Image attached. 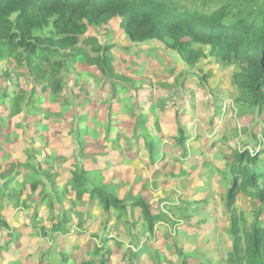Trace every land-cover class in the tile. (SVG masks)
<instances>
[{"label": "trees", "instance_id": "obj_1", "mask_svg": "<svg viewBox=\"0 0 264 264\" xmlns=\"http://www.w3.org/2000/svg\"><path fill=\"white\" fill-rule=\"evenodd\" d=\"M114 20H120L121 31L134 45L151 41L164 43L169 49L176 51L188 66L196 67L197 71L202 70L200 65L207 59H215L216 64L223 68H233L232 85L237 93L234 101L238 110L247 115L255 114V120L258 118L264 124V0H0V47L11 52L16 64L24 69L21 75L29 84L26 90L22 87L11 90L15 78L9 75V69L5 68L3 75H0V83H7L3 87L7 86L13 94L9 120L14 123L22 118L21 122L14 124L15 127L22 129L23 120L35 117L36 114L33 113L37 111L40 101L35 97L39 93L53 94L55 99L59 98L70 104L68 97L62 96V88L66 84L64 75L75 71V64L81 57L85 58L88 64L95 65L105 77H116L113 65L114 44H102L93 32L90 33L107 27ZM82 42L91 46L89 52L81 48ZM144 51L140 46L133 54L141 57ZM200 73L199 71V77ZM202 78L207 80L209 74ZM4 94L8 95V92ZM209 99L212 114L210 124H214L216 118L226 116V110L224 111V106L221 105L222 98ZM190 101L194 108V98ZM87 102L89 100L78 103L84 106ZM73 111L77 114L73 113L76 121L73 122L71 131L81 147L79 156L83 163L66 168L67 175L64 174L61 180L53 172V165L49 164L44 169L42 165H35L30 158L21 162L29 169L26 175L20 176L16 170L5 178L3 173L14 170L12 166L15 162H8L6 167L2 165L4 161L0 162V232L6 233L1 240L3 251L5 241L9 240V235L14 231L6 211H11L12 215L15 213L14 219L19 221L24 215L19 213V210L22 207L31 209L23 192L25 189L42 201V206L38 203L34 205L38 220L39 213L44 209L48 210V226L42 225V228L50 233L47 235L49 246L42 249L41 245L35 252L38 254V260L44 264H68V258L77 253L74 249L69 250L65 235L85 232L87 225L82 220L86 219L88 214L83 218L80 215L81 210L76 208L82 206L83 200L88 199L89 202L100 200L106 215L111 214L123 220L130 228L127 237L130 242L124 253L125 264H144L143 257L147 252L155 254L153 257L158 261L157 264H264V139L260 138L264 136V127L260 132L253 127V130H250L253 141L245 143L242 149L235 148L234 156L229 161L203 162L207 166L203 173L209 175L217 171L225 180L222 199L228 219L226 237L231 246L227 255L221 258L215 253V248H203L210 241H214L215 234L207 244L200 246L195 235L191 233L192 228L198 232L202 227L201 222L193 223V217L198 213L187 212L194 203L184 202L180 205L172 199L148 200L141 192L135 193L133 189L128 192L126 200H123L117 192L120 183L115 181L114 176L107 177V174L113 171L110 168L119 167L118 158H125L129 149L143 147L142 150L145 149L149 161L153 163L163 155L160 151V143L163 142L161 136L149 132L147 121L137 120L140 111L132 112V121L136 125L132 131L133 136L126 137L123 142L117 138L112 139L110 146L100 144L101 135L108 136L110 133L108 128L100 131L91 129V133L83 135L81 126L87 115L81 114L74 107ZM108 111L111 112V107ZM178 112V130L176 134L169 136V140H175L180 153L177 158H183L181 163L188 165L184 174L189 176L196 164V156L191 157L189 149L191 150L194 143H203L205 136L188 133L187 126L183 123L186 116L184 107L183 112ZM107 121L110 123V119ZM24 135L27 141H32L34 132L28 129ZM2 138L0 131V144L3 142ZM221 138L212 143V155L220 151L221 143L226 146V140ZM89 143L100 144L105 149L104 154L86 153L85 149ZM203 146L206 147L205 143ZM8 152L10 151H6ZM6 153L5 159L8 157ZM112 153L113 157L116 153V161L110 159ZM85 160L88 164L84 163ZM176 162L178 160H174V164ZM242 196L254 201L255 210L251 218L246 210L239 206ZM72 198L74 207L63 205ZM163 201L168 203L166 207L169 211L176 215L181 212L177 228L175 222L167 218V214L162 210ZM68 213L71 214V219ZM75 215H80L78 227L76 226L79 230L73 232L68 226L72 220L77 222ZM106 215L104 223L107 227L113 218H106ZM67 218L62 226L61 221ZM161 222L175 226L173 236L168 232L164 235L171 241V246L167 248L155 242V227ZM143 223L146 224L147 232L154 236V241L148 246H145L142 237H139V233L142 234V231L146 230ZM44 236L42 234V241L46 240ZM61 236L63 239H59ZM188 236L198 246L193 251H185L184 239ZM90 239L94 245L93 251L101 264L111 261L114 246H123L125 243L122 236L116 238L108 232L94 234ZM101 251L105 252L101 254ZM167 252H173L174 258H170L171 255ZM0 254L2 257L5 255L4 252ZM165 255L166 259L163 258ZM163 260L167 263H163ZM81 264L93 263L85 261Z\"/></svg>", "mask_w": 264, "mask_h": 264}, {"label": "rangeland", "instance_id": "obj_2", "mask_svg": "<svg viewBox=\"0 0 264 264\" xmlns=\"http://www.w3.org/2000/svg\"><path fill=\"white\" fill-rule=\"evenodd\" d=\"M92 32L100 43L111 42L114 44L113 65L116 77H113L114 79L105 77L95 65L88 64V61L81 57L75 64V71L64 75L66 84L62 88V96L68 97L70 104H66L59 98L55 99L53 94L39 93L35 97L40 99L37 104L38 109L33 113L36 115L34 118H28L29 121L23 120L22 129L14 125L21 122L22 118L15 120L14 123L9 120V108L13 98L11 90L18 87L26 90L29 84L21 75L24 69L16 64L11 52L0 47V75H3L4 69L8 68L9 75L15 78L11 84V90L7 86L3 87L7 83H0V131L3 137V142L0 144L2 147L0 148V162L4 161V163L2 162L3 167H6L8 162L13 160L15 162L12 166L14 170L3 173L2 176L6 178L16 170L20 176L26 175L29 169L25 168L21 162L28 158L35 165H42L44 169L49 164L53 165V172L59 176V180L64 177V174L67 175L66 168L83 163L79 156L81 147L71 131L73 122L76 121L73 116V107L81 114L87 115V119L81 126V134L88 135L91 133V129L94 131L109 129L108 136L102 134L100 137L102 140L100 144L107 146L111 145L112 139L117 138L118 141L123 142L126 137L133 136L132 131L136 125L132 121V112L140 111L137 120L147 121L149 132L161 136L163 142L160 143V151L163 152L166 160L161 155L160 160L153 163L149 161L145 149L142 150L143 147L135 150L129 149L125 153V158H118L119 167L110 168L113 171L108 173L107 177L114 176L115 181L120 183L117 192L123 200H126L128 192L133 189L135 193L141 192L148 200L172 199L173 202L180 205L184 202L194 203L195 205H191L187 212L189 214L198 213L193 217V223L201 222L200 226L202 227L198 232L192 228L191 233L195 235L200 246L207 244L215 234L214 241L212 243L210 241L203 248H215V253L219 257H225L231 246V242L226 237L228 219L222 199L225 180L217 171H213L209 174L210 176L203 173L207 169L203 162L205 160L217 163L220 160L229 161L234 156L235 148L242 149L245 143L253 141L252 131H250L253 127H256L258 132L264 127L263 121L258 118L255 120V114L247 115L238 110L234 101L237 93L232 85L234 69L223 68L216 64L215 59H207L200 65L203 67L202 70L197 71L196 67L188 66L176 51L169 49L164 43L151 41L134 45L121 31L120 20H114L107 27L90 33ZM140 46L145 49L144 55L141 57L133 54ZM81 48L86 49L87 52L91 50V46H87L86 42L81 43ZM199 71L201 72L200 77ZM205 74H209L207 80L202 78ZM183 81H185L184 84ZM4 92H8V95H5ZM216 97L222 98L221 105L224 106V111L226 110V116L216 118L215 123L210 124L212 114L209 109V98ZM191 98H194V108L190 104ZM83 100H89V102L84 106L79 105L78 102ZM182 106L186 113L183 123L187 126L188 133L205 136L203 143L206 145V147L203 146L202 142L194 143V146L191 145L189 153L191 152V157L196 156L194 157L196 164L191 169L189 176L184 174L188 165L181 163L183 158H177L180 153L175 140H169V136L177 133L178 110L183 112ZM109 107H111V112L108 111ZM76 114L74 113V115ZM107 119H110V123ZM28 129H32L34 132L32 141L25 139L24 134ZM220 138L226 140L224 142L226 146L223 143L220 146L217 144L220 151L216 155H212L211 150L214 148L211 145ZM260 138L264 139V136H260ZM100 144L89 143L85 149L86 153L104 154L105 149ZM15 150L17 151L15 152ZM6 151L11 153H6ZM5 153L8 156L7 159H5ZM111 155L110 159L115 160L116 153L115 157H113V153ZM174 160H178V162L174 164ZM86 162H88L87 160L84 163L88 164ZM8 166L10 167L11 164ZM0 170L2 169L0 168ZM23 192L29 200L31 209L22 207L19 213L24 215L23 219L21 218L19 221L14 219L15 213L12 215L11 211H6L9 224L14 231L9 235V240L5 241L6 245L3 248L5 251L2 250L1 240L6 236V233L0 232V253L4 252L5 254L3 257L0 254V264H6L7 260L8 264H44L38 260V254L35 252L41 245L42 249L49 246L47 235L50 233L42 228V225L48 226V210H43L41 207L43 211L39 213L38 220L34 205L38 203L42 206V201L37 195H30L25 189ZM89 201L90 199L83 200L82 206L76 208V210H81L80 215L83 218H86L85 214H88V217L82 220L87 225L85 232L80 231V234L70 236L63 233L68 241L69 250L77 251L73 257L68 258L70 259L68 264H81L85 261L101 264L99 257L93 251L94 245L89 240H92L90 239L92 235L104 232H108L116 238L122 236L125 241L123 246L113 247L114 254L107 264H125L124 253L130 242L127 238L130 228L124 224L123 220L113 217L111 214L106 215L100 200ZM164 201L161 208L167 214V218L175 222L177 228L181 212L176 215L169 211L166 207L168 203ZM253 202L252 199L244 196L239 200V206L246 210L250 218L255 210ZM63 205L74 207L75 202L72 198L65 201ZM70 213H68L69 218ZM80 215H75L77 222L72 220L68 226L73 232L79 230L77 223ZM105 215L106 218H113L108 225L106 220L107 227L104 223ZM67 220L68 218L61 221L62 226ZM175 226L170 223H158L155 227V236L157 237L155 242L161 243V247L163 244L164 248L171 246V241L164 235L168 232L173 236ZM143 228L146 230L142 231V234L139 233V237H142V242L148 246L154 241V236L147 232L145 223H143ZM4 230L6 231V229ZM42 234L46 238L44 241L41 239ZM63 236L59 239H63ZM184 241L185 251H193L198 248L196 242L190 240L189 236ZM7 247L10 248L7 249ZM103 252L101 251V254ZM167 254L171 255L170 258H174L173 252L172 254L167 252ZM153 256H155L154 253L147 252L143 257L144 264H157L158 261ZM166 256L163 258L166 259Z\"/></svg>", "mask_w": 264, "mask_h": 264}]
</instances>
